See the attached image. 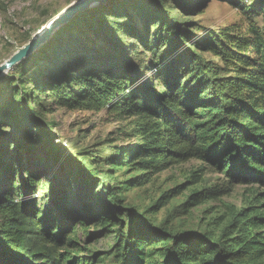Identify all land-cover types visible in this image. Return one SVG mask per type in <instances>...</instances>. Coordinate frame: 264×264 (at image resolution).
<instances>
[{
	"label": "trees",
	"instance_id": "16d2710c",
	"mask_svg": "<svg viewBox=\"0 0 264 264\" xmlns=\"http://www.w3.org/2000/svg\"><path fill=\"white\" fill-rule=\"evenodd\" d=\"M226 1L247 16L246 30L232 24L197 31L165 12L172 26L166 29L162 22L153 44L145 45L151 54L148 79L143 61L135 65L120 57L101 59V54L87 65L86 58L72 54L70 66L47 78L58 106L107 110L117 120L129 119L140 140L134 160L141 170L198 160L221 175L218 183L192 192L188 206L227 195L237 185L254 194L247 206L230 207L219 235L133 222L128 233L121 230L115 239L120 264H264V25L250 19L264 16V0ZM201 6L195 0L182 3L186 11ZM202 170L193 171L189 182L199 181ZM24 174L33 189L35 176ZM95 181L82 172L79 193L86 202L93 199ZM27 195L23 184L12 182L0 196V264H93L79 255L80 222L69 213L64 192L53 197L54 206L68 217L63 221L55 208L42 209ZM100 200L90 214L102 218V207L111 203ZM157 240L168 244L158 250L147 247Z\"/></svg>",
	"mask_w": 264,
	"mask_h": 264
},
{
	"label": "rangeland",
	"instance_id": "374dc122",
	"mask_svg": "<svg viewBox=\"0 0 264 264\" xmlns=\"http://www.w3.org/2000/svg\"><path fill=\"white\" fill-rule=\"evenodd\" d=\"M76 1L0 0V65ZM195 1L202 6L192 11L184 10L183 0H106L91 5L56 30L40 49L0 75V196L12 182L23 184L28 198L33 197L42 209L55 208L63 221L68 217L53 203L54 195L63 191L69 213L83 223L76 227L79 255L93 264H120L115 239L121 230L128 233L133 222L145 220L173 231L219 235L230 219V207L241 209L254 197L250 187L237 185L227 195L188 206L192 192L218 183L221 175L198 160L160 171L141 170L134 160L140 140L129 119L117 120L107 110L60 107L48 91V76L70 66L72 54L86 58V65L94 62L95 54H101V59L131 60L135 65L143 61L148 79L151 54L145 45L153 44L162 22L166 29L172 26L165 12L190 22L197 31L232 24L246 30L249 19L226 0ZM250 19L264 25L262 14ZM200 168H204L201 179L190 183L192 172ZM25 171L35 176L33 189L24 182ZM83 171L96 180L91 202L79 193ZM101 197L111 203L99 210L106 221L90 214L98 209ZM167 244L157 240L147 247L158 250Z\"/></svg>",
	"mask_w": 264,
	"mask_h": 264
},
{
	"label": "water",
	"instance_id": "95a60500",
	"mask_svg": "<svg viewBox=\"0 0 264 264\" xmlns=\"http://www.w3.org/2000/svg\"><path fill=\"white\" fill-rule=\"evenodd\" d=\"M104 1L106 0H78L71 3L60 14L51 19L41 30H39L24 47L16 52L4 64L0 65V75L13 68L19 62H22L36 50L40 49L52 38L56 30L64 25H68L79 13L85 11L91 5H96Z\"/></svg>",
	"mask_w": 264,
	"mask_h": 264
}]
</instances>
